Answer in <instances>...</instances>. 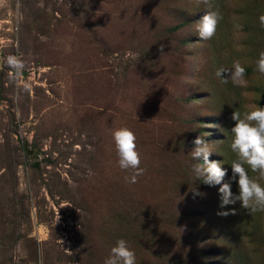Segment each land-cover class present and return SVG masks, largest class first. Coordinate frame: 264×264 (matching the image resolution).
Returning <instances> with one entry per match:
<instances>
[{"label": "rangeland", "instance_id": "1", "mask_svg": "<svg viewBox=\"0 0 264 264\" xmlns=\"http://www.w3.org/2000/svg\"><path fill=\"white\" fill-rule=\"evenodd\" d=\"M209 3L0 0V264H104L119 239L136 264H264V211L222 208L191 156L210 133L231 181L232 113L264 107V0ZM211 11L222 19L201 39ZM9 55L24 61L19 80ZM237 61L244 79L223 83L217 70ZM122 127L136 136V183L118 165Z\"/></svg>", "mask_w": 264, "mask_h": 264}, {"label": "clouds", "instance_id": "2", "mask_svg": "<svg viewBox=\"0 0 264 264\" xmlns=\"http://www.w3.org/2000/svg\"><path fill=\"white\" fill-rule=\"evenodd\" d=\"M205 5L211 7L209 0H203ZM222 19L218 11L206 12V14L196 22V30L201 39H211ZM264 19V18H262ZM6 65L11 69V75L19 80L24 75V61L17 55H9L5 59ZM256 70L264 74V52H261L256 61ZM245 68L240 63L234 62L232 69H218L217 76L222 77V82L227 83L228 78L233 83L244 79ZM27 83L24 89H29ZM231 119L235 126L231 128L233 139L230 148L236 154V159L231 164L232 177L231 181L224 183V177L227 175L226 170L222 169L221 162L211 161L212 153L210 143L204 137L210 133H204V136H197L193 141L194 147L191 150V156L194 160H200L193 171L197 178H202L203 183L209 186L220 185L219 194L221 207L235 205L240 203L241 208L248 209L250 212L264 211V187L249 177L245 164L253 172H258L261 179H264V107H257L255 110L246 113L241 118L239 111L232 113ZM113 140L118 154V165L121 170H134L129 182L136 183V178L143 174L140 168L141 158L137 150L135 133L127 127H122L113 132ZM238 178V179H237ZM232 182L238 185V194L231 190ZM192 193L194 196H204L193 186ZM228 215V212L220 213ZM231 214H235L233 210ZM60 220L58 216L57 221ZM63 243V241H61ZM66 250V249H65ZM68 251V250H66ZM104 264H136V255L131 250L128 242L119 239L115 246L110 250L109 256L105 259Z\"/></svg>", "mask_w": 264, "mask_h": 264}]
</instances>
